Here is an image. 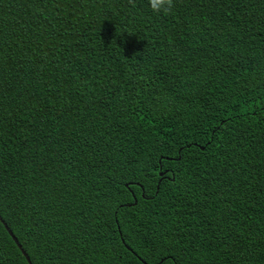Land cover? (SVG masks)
<instances>
[{
	"label": "trees",
	"instance_id": "obj_1",
	"mask_svg": "<svg viewBox=\"0 0 264 264\" xmlns=\"http://www.w3.org/2000/svg\"><path fill=\"white\" fill-rule=\"evenodd\" d=\"M0 216L33 264H264V0H0Z\"/></svg>",
	"mask_w": 264,
	"mask_h": 264
},
{
	"label": "clouds",
	"instance_id": "obj_2",
	"mask_svg": "<svg viewBox=\"0 0 264 264\" xmlns=\"http://www.w3.org/2000/svg\"><path fill=\"white\" fill-rule=\"evenodd\" d=\"M129 2L134 6V0ZM149 6L154 12L169 14L174 8V0H149Z\"/></svg>",
	"mask_w": 264,
	"mask_h": 264
},
{
	"label": "water",
	"instance_id": "obj_3",
	"mask_svg": "<svg viewBox=\"0 0 264 264\" xmlns=\"http://www.w3.org/2000/svg\"><path fill=\"white\" fill-rule=\"evenodd\" d=\"M135 203H137V200L135 201ZM0 220L2 221V223L4 224L6 230L8 231V233L11 235V237L13 238V240L16 242V244L18 245V247L20 248V250L22 251L23 255L26 257L27 261L29 264H33L31 261L30 256L27 254V252L25 251V249L23 248L22 244L20 243L19 239L16 237V235L13 233V231L10 229V227L8 226V224L2 219V217L0 216Z\"/></svg>",
	"mask_w": 264,
	"mask_h": 264
}]
</instances>
